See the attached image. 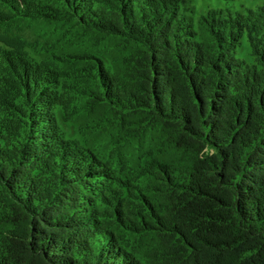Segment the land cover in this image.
I'll use <instances>...</instances> for the list:
<instances>
[{"label": "trees", "instance_id": "obj_1", "mask_svg": "<svg viewBox=\"0 0 264 264\" xmlns=\"http://www.w3.org/2000/svg\"><path fill=\"white\" fill-rule=\"evenodd\" d=\"M54 1L40 19L88 52L9 68L0 264H264V29L211 16L201 34L186 0ZM64 90L80 142L50 134ZM125 151L138 184L110 196Z\"/></svg>", "mask_w": 264, "mask_h": 264}, {"label": "rangeland", "instance_id": "obj_2", "mask_svg": "<svg viewBox=\"0 0 264 264\" xmlns=\"http://www.w3.org/2000/svg\"><path fill=\"white\" fill-rule=\"evenodd\" d=\"M186 3L189 7L187 17L196 31L201 34L199 20H207L211 16H220L223 19L231 17L242 25L251 28L255 25L261 31L264 29V0H186ZM58 9L59 5L54 0H0V130L12 120L11 103L15 100L17 93L8 78L10 77L9 68H13L14 59L28 60L33 65L36 62L41 65L46 63L56 66L59 64L54 65L53 59L68 56L78 50L88 52L84 46L73 48L68 43L63 44L59 37L62 25L56 27L49 20L40 19V15H44L45 12L51 14ZM249 35L246 33L241 38V45L236 55L245 63L256 65L258 59L254 55L255 48L249 40ZM56 68L60 69L57 66ZM4 82L9 90L3 86ZM67 83L70 85L73 81L67 79ZM14 91L15 94H13ZM49 92L56 97L54 89L51 88ZM61 94L63 106L50 104L44 109L45 113L50 112L51 116L57 115L52 126L48 125L46 119V127L49 126V129L54 131V133L50 132L51 137L57 135L60 139L71 143L80 142L82 140L80 125L76 121H81L83 118L77 114L73 115L80 104L66 90L61 91ZM123 153H125V161L113 166L116 167L114 177L118 182H113L112 191L108 192L110 196L122 192L125 186L132 187L138 184L135 181L136 154L133 151ZM121 166L123 169H120Z\"/></svg>", "mask_w": 264, "mask_h": 264}]
</instances>
